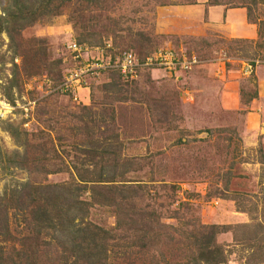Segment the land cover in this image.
I'll list each match as a JSON object with an SVG mask.
<instances>
[{"label":"rangeland","instance_id":"374dc122","mask_svg":"<svg viewBox=\"0 0 264 264\" xmlns=\"http://www.w3.org/2000/svg\"><path fill=\"white\" fill-rule=\"evenodd\" d=\"M177 1L183 0L72 3L61 6L57 13L38 17L12 38L1 30L0 100L12 107L1 110L0 144L8 151L19 148L5 130L9 122L33 142L44 140L45 156L51 154L49 145L56 143L63 162H67L81 153L71 143L79 140L81 133H72L68 126L81 121L77 120L80 113L79 118L88 122L85 115L89 112L88 116L95 118L86 125L93 130L97 143L115 134L121 153L136 155L132 166L139 168L129 170L126 177L140 180L142 186L123 199L141 210H153L168 225L160 227L158 238L152 237L141 248L130 246L135 251L126 250L121 256L126 263L182 261L176 253L185 250L168 244L169 237H177L193 224L217 223L226 226L214 237L226 252L225 264H264V239H259L264 229L255 225L264 211L260 208L264 201V163L259 161L264 159V119L259 117L251 129L246 117L255 89L253 66L264 63V0H251L243 6L248 7L249 18L261 21L260 36L254 42L229 41L211 28L198 32L202 9L185 12L171 4ZM227 4L240 5L239 0ZM184 17L190 21L184 22ZM71 41L80 42L85 57L117 55L122 50L134 51L138 57L157 46H170L178 50L177 54L180 49L193 52L200 61L175 73L143 65L125 76L116 75L113 67L93 69L85 72L77 85L72 84L73 88L64 87L70 81L65 80L67 73L61 77L63 69L72 70L77 62L66 48ZM226 57L235 59L233 64ZM250 58L258 61L248 70L241 67L240 74L233 76L234 84H221L223 78L215 73L217 64L213 63L224 60L227 66L238 67V59ZM217 80L222 87L219 96L203 91ZM56 135L65 137H61L60 145ZM63 162L55 157L46 166ZM150 176L156 180L148 181ZM26 178L45 183L74 180L68 170L40 174L10 166L0 170V192ZM114 192L122 199L123 192ZM80 197L86 200L80 212L83 219L99 226L102 234L98 241L113 249L131 243V235L145 220L140 214L132 215L136 221L122 214L116 217L117 199L104 205L91 201L87 192ZM126 205V201L121 204ZM10 211L7 209L8 215ZM117 218L119 222H115ZM10 226L15 235L25 232L19 224L16 228L20 232L14 230L13 223Z\"/></svg>","mask_w":264,"mask_h":264},{"label":"trees","instance_id":"16d2710c","mask_svg":"<svg viewBox=\"0 0 264 264\" xmlns=\"http://www.w3.org/2000/svg\"><path fill=\"white\" fill-rule=\"evenodd\" d=\"M93 1L0 0V31L6 30L12 38L21 28L34 22L38 17L51 14L52 11L59 12V8L63 5L72 3L88 5ZM206 1L209 4L228 5L227 3L235 0ZM249 1L251 0H239V3L241 6H246ZM194 2L195 0H183L171 2V4ZM158 3L164 4L165 2L158 1ZM228 6L237 5L229 4ZM245 8L247 18L257 25L258 37L260 36L261 21L256 22L255 18H249V9ZM229 41L249 42L244 38H231ZM77 43L80 42L77 41ZM146 52L139 55L142 56ZM75 66L77 63L72 67ZM68 71L67 67L64 68L61 77ZM115 74L120 75L117 70ZM58 75H60L59 72ZM252 96H255V89ZM88 113L85 115L88 122L94 121L95 117L88 116ZM80 114L77 115V120L81 121L68 127L74 134L81 133L79 140L73 139L71 142L73 149L81 153H77L75 158H68L67 162L65 160L63 162L61 153L55 147L56 143L49 145L51 154L45 156L47 146L44 140L33 142L30 138L22 136V129H18V126L6 122L5 130L14 138L19 148L8 151L0 144V170L10 166L23 168L28 173L40 174L68 170L74 180L62 183H45L26 178L16 181L14 185L2 188L0 192V264H128L121 257L122 254L126 250L128 253L134 252L135 249L130 246L136 245L141 248L146 242L150 243L152 237L158 238L159 232H162L160 227L167 225L160 221L159 215L155 214L153 210H141L138 206H134V202L123 199L133 196L135 189L142 186L139 183L140 180L126 177L129 170L139 168V166H132L137 162L135 161L136 155L121 153V142L115 138V134H113L114 136L110 135L111 138L106 135L105 140L100 142H103L102 144L97 143L92 136L93 130L89 125H86V123L88 124L87 119L79 118ZM30 132L33 135L36 134L35 131ZM41 133V137H43V130ZM61 137L65 139L63 135H56L57 144L60 143ZM51 140L52 138H50V142ZM178 142L181 141L178 139ZM55 157H58V160L63 163L57 165L52 163V167H47L46 164L49 160L55 159ZM259 161L264 163L262 157ZM153 180L156 179L151 176L148 179V181ZM114 190L119 193L123 192L122 199H117L114 196V194L116 195ZM83 192H87L89 199L98 204L108 205L117 199L115 201L117 204L116 217L122 214V216L126 215L128 219L130 218L131 221H136L132 215L140 214L141 217L143 215L146 221L144 220L143 224L138 225L137 231H135L136 225L133 227L135 234L130 237L131 243L117 245L115 250L98 241V235L102 234L99 232L100 227L84 220L83 214L80 213L83 209L82 204L86 202L80 197ZM125 201L128 205L124 208L121 204ZM129 206L135 208L130 211ZM239 208L242 209V207ZM260 208L264 209V201ZM7 209L11 210L10 215H8ZM115 222H119L118 218ZM11 223L14 224L15 231H21L16 228L19 224L25 232L15 235L9 229ZM255 225L264 229V211L262 218L255 221ZM225 227L224 224L217 223L193 224L188 231L180 232L182 235L178 232L177 237H169L168 244L172 243L175 249L185 250V252L183 254L176 253L178 256L180 255V258L182 257V261L165 260L161 264H225L226 252L214 238L217 231L224 230ZM259 237L260 240L264 239L262 233L259 234ZM115 244H117L116 241ZM51 246L52 250L49 249Z\"/></svg>","mask_w":264,"mask_h":264},{"label":"crops","instance_id":"0c3cea01","mask_svg":"<svg viewBox=\"0 0 264 264\" xmlns=\"http://www.w3.org/2000/svg\"><path fill=\"white\" fill-rule=\"evenodd\" d=\"M175 6L182 8L185 12H189L190 10H195L197 12L202 9L203 13L199 16L198 21L195 20L197 24L198 32H201L204 29H214L221 33L222 37L228 38H244L249 42H254L257 36V25L255 22L247 19L246 9L241 6H228L225 4H209L206 0H195L194 3H186V4H176ZM184 22L190 21L188 17H184ZM183 18V19H184ZM201 30V31H200ZM226 61L232 62L235 60L233 58L226 57ZM254 59V58H250ZM240 60V65L238 67L227 66L222 60L221 63H213V65L217 64V75L222 77L223 80L221 84L224 86L225 83L234 84L233 76L236 72H241V67H243L244 60ZM211 70L212 67L210 68ZM254 80H255V96L249 100V107L251 109L247 110V126L248 128L253 129L256 125L259 117L264 119V63H258L253 66L252 70ZM240 74V73H239ZM216 86V87H214ZM208 84L203 91L205 93L215 92L216 96H219V92H221L220 81H216V85ZM220 90V91H219ZM82 93V92H81ZM223 105H227V103L222 100Z\"/></svg>","mask_w":264,"mask_h":264},{"label":"built area","instance_id":"2783aa9c","mask_svg":"<svg viewBox=\"0 0 264 264\" xmlns=\"http://www.w3.org/2000/svg\"><path fill=\"white\" fill-rule=\"evenodd\" d=\"M66 48L70 51L72 58L77 59V66L69 70L65 76V80L67 82L70 81V83L64 85V87L70 86L71 88H73V85H77L80 82L79 78H81L85 72L93 69L113 67L119 74L125 76L133 75L136 68L143 65L146 67H161L169 72L175 73L176 71L189 69L200 61L195 53H184L180 49L179 54H177L178 50L170 46H157L144 53L142 56L138 55V57L134 51L125 52L123 50L117 55L109 54L103 57L102 54L97 53L91 57H85V52L82 49L84 47L76 41L68 42ZM257 61V59L244 60V69H250L252 64ZM81 83L85 84V81H81ZM11 107L12 106L7 102L0 100V114L1 110H9Z\"/></svg>","mask_w":264,"mask_h":264}]
</instances>
